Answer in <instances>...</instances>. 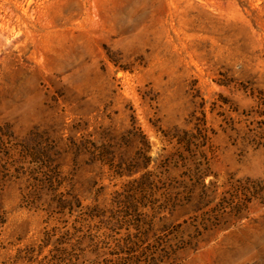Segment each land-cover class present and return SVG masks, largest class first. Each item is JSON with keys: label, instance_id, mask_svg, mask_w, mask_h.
Wrapping results in <instances>:
<instances>
[{"label": "rangeland", "instance_id": "374dc122", "mask_svg": "<svg viewBox=\"0 0 264 264\" xmlns=\"http://www.w3.org/2000/svg\"><path fill=\"white\" fill-rule=\"evenodd\" d=\"M0 264H264V0H0Z\"/></svg>", "mask_w": 264, "mask_h": 264}, {"label": "trees", "instance_id": "16d2710c", "mask_svg": "<svg viewBox=\"0 0 264 264\" xmlns=\"http://www.w3.org/2000/svg\"><path fill=\"white\" fill-rule=\"evenodd\" d=\"M69 201L66 198H63V195L60 194L58 200L56 201V205L60 206L61 208H64L65 205H68Z\"/></svg>", "mask_w": 264, "mask_h": 264}]
</instances>
